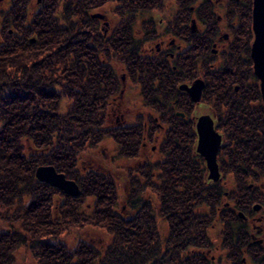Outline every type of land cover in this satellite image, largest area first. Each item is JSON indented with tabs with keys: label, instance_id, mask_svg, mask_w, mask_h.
Instances as JSON below:
<instances>
[{
	"label": "flooded vegetation",
	"instance_id": "obj_1",
	"mask_svg": "<svg viewBox=\"0 0 264 264\" xmlns=\"http://www.w3.org/2000/svg\"><path fill=\"white\" fill-rule=\"evenodd\" d=\"M253 6L254 0H76L75 41L88 45L77 61L100 72L94 82L103 95L91 111L100 112V128L119 143L116 154L127 157L117 132L134 131L138 153L127 157L139 160L133 168L152 163L158 183L167 174L204 177L221 190L219 208L236 215L212 220L202 244H171L170 225L159 214V249L170 243L174 264H264V192L257 185L264 182V100L252 56ZM196 78L204 80L198 100L186 88ZM213 79L221 89H209ZM77 89L79 96L87 92ZM203 115L220 135L218 179L198 150ZM150 141L159 157L141 161ZM230 192L238 198L226 200ZM249 193L251 202L243 199Z\"/></svg>",
	"mask_w": 264,
	"mask_h": 264
},
{
	"label": "trees",
	"instance_id": "obj_2",
	"mask_svg": "<svg viewBox=\"0 0 264 264\" xmlns=\"http://www.w3.org/2000/svg\"><path fill=\"white\" fill-rule=\"evenodd\" d=\"M62 1L42 0L31 10L30 0H12L3 14L0 217L13 226L0 230V264H15L13 254L21 245L32 249L37 264H174L170 243L159 249V214L170 225L166 242L171 244H202L212 220L236 215L219 208L221 190L208 186L204 177L167 174L158 183L152 177V163L127 170L126 200L136 211L126 217L116 209V178L105 167L95 169L93 160L86 164L92 150L110 134L100 128V112L91 111L94 100L103 95L95 84L102 77L97 69L90 73L78 63L79 49L88 45L75 41L79 30L76 0L59 6ZM78 87L87 92L79 96ZM221 88L217 79L211 80L209 89ZM64 100L68 102L65 109ZM115 136L127 157L138 153L134 131ZM41 164H53L75 179L80 194L70 195L38 180L35 171ZM149 190L157 202L145 199ZM227 197L237 199L238 195L230 192ZM243 197L249 202L253 199L250 193ZM89 198L87 212L82 208ZM85 224L106 231L109 239L103 248L86 240L75 246L60 240V234L70 227Z\"/></svg>",
	"mask_w": 264,
	"mask_h": 264
},
{
	"label": "rangeland",
	"instance_id": "obj_3",
	"mask_svg": "<svg viewBox=\"0 0 264 264\" xmlns=\"http://www.w3.org/2000/svg\"><path fill=\"white\" fill-rule=\"evenodd\" d=\"M35 7V5H38L37 0H31V3L29 4V8L32 9V6ZM63 3L59 6H62ZM11 6V1L10 0H0V42L3 40L2 36V27H3V14L5 11H7ZM6 13V12H5ZM13 27L10 28V30ZM32 37L35 38V35ZM130 84V83H129ZM63 108L65 109V106L68 104L66 100L63 101L62 103ZM201 110H207V107L205 105H202ZM29 145V144H28ZM155 145V142L150 141L148 143V146L145 150V153L141 158H148L149 161H153L154 159L158 158V151H152L151 146ZM29 148H32V146L29 145ZM120 145L115 139L109 136L107 134L96 146L94 150H92V156L90 159L86 160L87 162L90 160H93L92 164L95 169H99V167H105L106 171L111 172L116 178L117 182V189L119 193V202L117 206V210L121 212L124 216L129 217L132 213L136 211V208H132L126 200V194L129 188V172L127 171V167L133 168V166H136L139 160L133 159V158H127L124 156H119L116 153H119ZM33 152L32 149H28V153ZM113 154L115 157V160L112 158L109 159L108 154ZM87 156H85L83 159H86ZM81 158L79 159V162H81ZM81 163H79L80 165ZM125 166V167H122ZM122 169V170H120ZM100 170V169H99ZM120 170V171H119ZM128 172V173H127ZM132 172V171H131ZM127 173V175H126ZM227 185V184H226ZM257 185L260 187L258 190L259 192L263 191L264 192V182L263 180H259L257 182ZM228 186V185H227ZM257 191V192H258ZM258 192V193H259ZM145 199H154L155 202H157L156 195L153 191L149 190L148 192L144 193ZM264 198V196H263ZM226 200L229 201H234L235 199L232 198H226ZM61 199L58 197L56 199L57 203H60ZM92 199L89 198L85 204L82 210L84 211H89L90 209V203ZM10 223H8L5 219H1L0 217V230H8L10 228ZM13 226V225H11ZM162 234L165 232L166 225L165 223H161L159 226ZM212 234H216V231L213 230ZM165 235V234H164ZM163 235V236H164ZM109 236L106 233V231L100 227L93 226L91 224H85V225H75L70 227L68 230L64 231L62 234H60V240L66 242L69 246H75L79 241L81 240H86V241H91L93 242L97 247L103 248L106 243L108 242ZM14 262L15 264H37V258L34 256L32 249L25 246L21 245L18 250L14 252Z\"/></svg>",
	"mask_w": 264,
	"mask_h": 264
},
{
	"label": "water",
	"instance_id": "obj_4",
	"mask_svg": "<svg viewBox=\"0 0 264 264\" xmlns=\"http://www.w3.org/2000/svg\"><path fill=\"white\" fill-rule=\"evenodd\" d=\"M253 27L256 38L252 46L255 73L260 79V90L264 100V0H254ZM34 41V39H32ZM204 87V80L196 78L191 86H186L191 91L193 98L198 100ZM199 143L198 150L205 156L210 177L218 179L220 176L217 163V151L220 146V135L213 127V120L208 115H203L198 123ZM35 175L38 180L47 182L70 195H79L80 186L75 179L68 178L62 171H58L53 164H41L36 168Z\"/></svg>",
	"mask_w": 264,
	"mask_h": 264
}]
</instances>
